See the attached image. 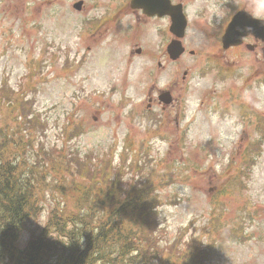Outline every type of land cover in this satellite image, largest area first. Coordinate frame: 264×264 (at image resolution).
<instances>
[{"label": "rangeland", "instance_id": "1", "mask_svg": "<svg viewBox=\"0 0 264 264\" xmlns=\"http://www.w3.org/2000/svg\"><path fill=\"white\" fill-rule=\"evenodd\" d=\"M78 1L80 11L73 9ZM129 2L0 0V128H14L6 108L30 95L50 155L67 149L85 168L95 162L120 166V174L155 173L163 185L162 244L177 241L195 250L191 256L209 251L201 264H264V141L239 175L240 152L260 137L264 59L245 48L222 51L210 38L209 12L198 10L210 2L186 0L187 52L171 62L166 46L173 37L159 29L170 20L145 19ZM117 15L113 27L109 19ZM102 19L108 23L95 31ZM163 90L172 106L158 103ZM236 172L238 185L225 192Z\"/></svg>", "mask_w": 264, "mask_h": 264}, {"label": "trees", "instance_id": "2", "mask_svg": "<svg viewBox=\"0 0 264 264\" xmlns=\"http://www.w3.org/2000/svg\"><path fill=\"white\" fill-rule=\"evenodd\" d=\"M16 102L14 128H0V264H201L203 251L157 237L153 176L129 184L115 167L50 155L31 98Z\"/></svg>", "mask_w": 264, "mask_h": 264}, {"label": "flooded vegetation", "instance_id": "3", "mask_svg": "<svg viewBox=\"0 0 264 264\" xmlns=\"http://www.w3.org/2000/svg\"><path fill=\"white\" fill-rule=\"evenodd\" d=\"M225 1L227 0H208V2H210L209 5L200 6L201 11H203L205 14L209 12L208 23L210 24V27L212 26L210 28L212 32L209 29L210 38L215 39V41L221 39V30L223 31L224 27L238 12L250 13L253 17L264 19V15L261 13L262 11H264V0H233L232 4H228ZM178 3L182 5L183 10L187 11V8H184L185 6L189 5L186 0H178ZM218 13L222 14L218 15ZM145 19L160 20L165 21L167 23L166 19H159L157 17H145ZM167 26L168 23L164 28H166ZM243 42V44L245 45L248 43L255 44L254 50H257L258 46L260 45V42L256 40L253 36L245 37ZM242 46L243 45L231 47L230 50H240L242 49Z\"/></svg>", "mask_w": 264, "mask_h": 264}, {"label": "water", "instance_id": "4", "mask_svg": "<svg viewBox=\"0 0 264 264\" xmlns=\"http://www.w3.org/2000/svg\"><path fill=\"white\" fill-rule=\"evenodd\" d=\"M131 6L133 8H142L144 12L148 15H163L168 14L172 18V25H171V32L174 33L177 37H182L184 34V29L186 26L185 20L180 13V10L177 7L171 6L168 0H132ZM76 9H80L81 2L75 4L74 6ZM250 24L241 26L236 28L233 32V36L229 39V44H238L240 41L237 42V38L243 35H247L248 33L255 32L256 30L264 31V22H257L251 19H248ZM263 37V36H262ZM228 34L224 37V45L227 44ZM264 39V38H263ZM183 52V48L181 47L180 42H172L169 46V53L172 59H177ZM162 99L168 103L169 96L163 95Z\"/></svg>", "mask_w": 264, "mask_h": 264}]
</instances>
